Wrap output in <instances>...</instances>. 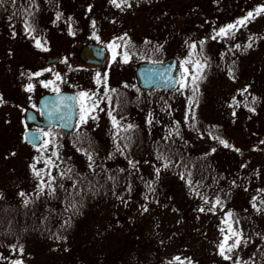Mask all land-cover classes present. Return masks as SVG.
<instances>
[{
	"label": "rangeland",
	"instance_id": "obj_1",
	"mask_svg": "<svg viewBox=\"0 0 264 264\" xmlns=\"http://www.w3.org/2000/svg\"><path fill=\"white\" fill-rule=\"evenodd\" d=\"M64 1L67 11L59 13V19L57 11L49 10L41 14L40 20H34L40 25L34 26L39 30L34 28L29 32L24 25H11V20L0 16V195L17 191L32 195L41 179L35 176L32 165L42 170L41 177L47 183L49 175L45 173L48 167L45 161L48 160L60 164L56 172L51 173L54 178L75 168H66V161L79 159L83 165L91 163L94 167L91 170L95 169L102 176L106 172H116L118 184L112 189L115 196L91 202L92 206L105 207L93 209L89 217L82 218L76 234L64 241L39 242L26 256V264H100L98 253L116 245L121 259L114 264H156L160 256L165 264L177 256L184 264L193 260L200 264H233L223 259L218 249L224 235L228 234L224 223L226 213L239 210L247 218L250 214L257 215L254 224L264 228V210L258 204V199L264 198V19L256 17L253 24L244 28L245 35L238 34L239 30V36L233 34L231 40L219 36L212 39V36L264 4V0H172L170 9L161 12L162 23H158L156 16L149 17L146 22L140 16L139 20L137 17L130 20L127 16L118 19L124 23V28H112V21H118L112 20L116 7L110 0ZM52 2L55 7L56 1ZM64 17L73 25L74 34L64 27ZM93 21L96 32L91 34L87 31ZM79 28L87 33L83 34ZM36 31L38 33L34 34ZM154 31L159 34L160 50L156 55H152L155 43L148 39L155 40ZM117 34H124L125 40H118L122 35L116 37ZM255 38L258 39L255 47H247ZM36 39L41 41L42 48L36 47ZM240 39L247 48L244 53L236 47ZM201 40L205 42L202 52ZM113 41L120 47L109 48ZM190 42L197 44L191 56L193 61L199 59L203 63L205 58L211 61L207 76L195 95L191 75H187L188 86H180L186 76L182 68L174 92L142 91L136 87L138 64L153 62V56L160 61L178 57L182 62L189 58ZM85 43H98L106 49L107 59L102 67L84 66L78 60V50ZM125 51L129 53L127 63L123 62ZM149 51L147 59L140 58ZM57 54L60 59L46 66L47 58ZM185 67L189 74H194L193 65ZM38 72L41 75L36 76ZM57 73L60 80L56 79ZM97 73L101 77L99 85L95 79ZM105 73L107 89H116L109 94L115 109L112 115L120 122L119 129L113 127L108 115L112 109L104 98ZM47 81H53V85L44 87L43 82ZM30 84L32 91H26ZM125 84L128 87H124ZM54 87L77 95L82 91L96 94L99 107L91 115L97 118H88L82 123L79 116L74 135L92 137L96 146L91 152L83 154L72 150L66 138L57 155H53L52 148L58 142L51 141L48 136H45V141H50L46 150L41 147L44 142L39 148H32L23 141L22 135L27 128L24 123L26 110H36L40 96L55 92ZM87 103L91 105L92 101ZM79 107L81 115V101ZM129 124L134 127L125 130ZM133 130H136V141L132 138ZM220 140L226 141L229 147ZM133 143L135 149H131ZM181 146L185 148L184 160L175 158L171 162L169 156L166 160L156 158L159 151L167 153L170 149L173 154L174 148ZM124 148L130 149L129 157H125ZM89 153L92 154L91 162ZM58 156L62 158L60 163ZM129 160L136 164L135 168L129 165ZM156 169H160L159 177ZM143 173L145 181L140 179ZM52 187L57 190L55 181ZM92 189L97 190V187ZM45 191L48 192L47 187ZM67 191L72 194L74 189ZM217 197L223 202L222 206L208 211ZM254 197L261 209L259 212L252 207ZM204 198L209 200L208 204L204 203ZM72 205L73 198L66 207L70 209ZM158 207L160 212L154 214ZM201 207L205 208L204 212L199 211ZM135 220L145 227L137 229ZM124 221L125 228L121 225ZM221 228L225 229L224 234ZM137 239L141 248L135 244L130 246L131 241L137 242ZM158 239L160 256L152 249ZM258 247L250 250V260L255 262L253 256ZM12 258L10 256L8 261L14 264L16 260Z\"/></svg>",
	"mask_w": 264,
	"mask_h": 264
},
{
	"label": "trees",
	"instance_id": "obj_2",
	"mask_svg": "<svg viewBox=\"0 0 264 264\" xmlns=\"http://www.w3.org/2000/svg\"><path fill=\"white\" fill-rule=\"evenodd\" d=\"M50 2L49 4L47 2ZM54 0H16L15 4H13L12 0H4V2L2 4H0V16L3 18H6L7 20H11L13 23H11V25L17 24L18 26L22 27L23 25L25 26V23H29L32 25L33 28L38 29L37 27H34L35 24L40 27V25H38V23H36L34 20H40L42 17L41 14H43V12L47 13L49 10L52 11H57V13H62L65 14V11H67L66 9V2L64 0H55L57 5L54 7L53 2ZM111 2V0H110ZM129 2L131 3V7H123V8H115L114 10L116 12L115 15H112V20L116 19V21H118V19H126L127 16L128 18H130V20L134 19L135 17L139 18L143 17L145 18V22L149 19V17L151 16H156V20L158 18V23L160 21V23H162L161 21V12L162 11H167V8L170 9L171 4H172V0H129ZM51 4V5H50ZM112 4V3H111ZM61 5L63 6L61 8ZM112 6H114L112 4ZM115 7V6H114ZM64 9V10H63ZM140 16V17H139ZM66 17L63 18V24L64 27L70 32L71 34H74V28L73 25L70 24V20L67 22L65 20ZM259 19H264V14L258 16ZM70 19V18H67ZM107 19V17H106ZM141 19V18H140ZM256 19L252 20L250 23L248 24H253L254 21ZM73 23V22H72ZM119 23V26H118ZM157 24V22H156ZM247 24V25H248ZM112 28H124V23L121 21L118 22H113L112 21ZM89 28L90 30H88L87 32H90L91 34H93L95 31L96 27H93V24H89ZM244 28L245 27H240L239 28V33L241 35H245L244 33ZM26 29V27H25ZM83 34L87 33L84 32V30L82 28H79ZM114 30L115 29H111ZM243 30V31H242ZM28 31V30H27ZM30 32V30H29ZM115 32H119V31H115ZM38 32L36 31L37 34ZM235 35H237V31L234 33ZM247 34V32H246ZM119 35H124V34H117L116 37H118ZM158 33L156 31L153 32V38L155 40L151 38H148L150 40H152L155 44L153 45V52L152 55H156L159 54V43L157 42L158 39ZM233 34H229L228 36H226V39H230L231 36ZM119 36V37H122ZM239 36V35H237ZM114 37V38H116ZM174 37V36H173ZM231 40V39H230ZM152 41L150 43H152ZM189 41V40H188ZM187 41V42H188ZM191 41V39H190ZM258 39H254L251 42V47L253 48L254 43H257ZM218 42L220 43L221 40H218ZM128 43V42H127ZM192 42L189 43V45ZM238 45H240L239 50L240 53H244L246 52L247 48L244 45V43L242 42V40H237L236 42ZM124 45H127L126 42H124ZM2 46V45H1ZM159 49V50H157ZM151 51L147 52L146 54H142V56L140 57L141 59H147L150 55ZM154 61L155 60H159V58L157 56H153ZM181 63V61H180ZM210 59H207V66L204 68L203 70V78H205L207 76L209 67H210ZM203 82V79L199 80L198 83V87L200 86V84ZM138 87V86H136ZM195 86L191 85V88L193 89ZM139 88V87H138ZM51 132V137L50 140L52 139H57L58 144L55 146V148H52V150L56 153L57 155V151L59 150V147H61V145H63V143H65V139L67 140V144L70 148H72V150H77L83 154L87 153V152H91L93 149V147H95V144H92L91 141V137L89 136H85V137H74L72 136V134H69L67 132L61 131V130H50ZM133 135L132 138L133 140H135L137 137L136 135V130H133ZM136 141V140H135ZM134 141V143H135ZM134 143L131 146V149H135V145ZM174 150H176L175 153H171L170 149L168 150L167 153H165L164 151H159V154L156 158H159L161 156L167 157L169 156V158L171 159V162H174V159L177 158L179 161L180 160H184L186 158L185 155V148L184 146L181 147H175ZM125 151V157H129L130 156V149L124 148ZM57 161L60 163L62 162V158L60 156L57 157ZM83 162L79 159L78 161H73V160H69L65 162L64 166L67 167H75L73 168L71 171H66V175H61L60 176H56L55 175V182L57 184V190H56V194H51L49 195L48 192L45 191V193L43 195H38L37 192H33V194H28L27 195V199L30 200V203L27 206H52L54 207L57 211H58V219L61 218H65V219H69L71 220L73 223V228L75 229V234L76 231L80 228V225L82 223V218L85 219L87 217H89V214H91V212L93 211V209H102L104 208L103 206H92L91 202L97 198H109L112 196H115L116 194H114V192L112 191L115 190V186L118 184V179H117V173L116 172H106L105 176H102L100 174H97L95 169L92 171L91 168L94 167H89V165L87 166V164L83 165ZM60 165L57 162H52L51 165H48L47 169H46V175H48L49 172L53 173V171L56 172L57 170V166ZM185 165H188V163H186ZM189 167V166H188ZM69 170V169H68ZM188 173L190 171V168H188ZM85 176V177H83ZM142 178V180L145 181L146 177L144 175V173L142 174V177H140V179ZM58 179V180H57ZM91 180V183L90 181ZM73 184H75V187H73ZM62 186V187H61ZM93 187H97V190L92 189ZM69 189H74L73 193L71 194V192H68L67 190ZM20 192H15L13 194H9L7 196H3L0 195V206H10V209L12 211H18L19 207L18 206H25L24 205V198L19 196ZM117 193V192H116ZM137 194H139V192H137ZM162 196V195H161ZM73 198V203L74 205H72L73 207L67 208L66 206L70 203V199ZM13 201H15L16 203H12ZM102 202V201H100ZM91 205V206H90ZM70 206V205H69ZM134 207V206H132ZM137 207V206H135ZM259 207V206H257ZM260 208V207H259ZM130 210V209H129ZM136 210V211H135ZM134 211L135 215H137V211L138 208H136ZM132 211V210H130ZM231 211V210H230ZM238 211V212H237ZM160 212V207L156 208L154 210V214ZM229 212V211H228ZM227 212V213H228ZM234 215L233 217L229 220L230 223H232V227L234 230L237 231H241L243 233V237L244 239L248 240L247 246H244L242 248H239L237 250L234 251V253H232L235 257L238 255L242 258V260H247L249 261V264H258L256 262H259V264H264V228L261 225H256L254 224V222H256V220L258 219L257 215L252 216L251 214L249 215V218L246 217L245 214L242 215V211L236 210V211H231ZM82 213V214H81ZM226 213V214H227ZM245 213V211H244ZM81 214V215H80ZM216 214V213H215ZM134 215V217H135ZM136 218V217H135ZM239 220V225L235 224L234 221L235 220ZM122 227L125 228L126 224L125 223H121ZM141 226V225H139ZM139 226L135 225V227L138 229ZM227 228V225H226ZM68 234H70L66 231V232H59V240H63L66 239L68 237ZM70 236V235H69ZM162 236H160L161 239ZM157 242H160V240H156V244L154 245L155 248H152L153 250L156 249V254L158 256H160L162 250L161 247L159 248V246H161L160 244L158 245ZM139 240L137 239V242L131 241L130 246L132 245H136L137 248H141V246L138 244ZM161 243V242H160ZM255 246H259L257 248V251H255V256H253L256 260V262L254 260H250V255L251 252L254 250ZM125 250V249H123ZM251 250V252H250ZM121 252V251H120ZM231 254V255H232ZM161 257V256H160ZM160 257L157 259V263L156 264H165L162 262V260H160ZM98 259L101 260L100 264H114L116 263L119 259H121L120 254L116 252V248L112 247V248H108L106 251H104V253L99 254L98 253ZM186 264H189V262H187ZM191 264H200V262L198 260L196 261H191Z\"/></svg>",
	"mask_w": 264,
	"mask_h": 264
},
{
	"label": "snow or ice",
	"instance_id": "obj_3",
	"mask_svg": "<svg viewBox=\"0 0 264 264\" xmlns=\"http://www.w3.org/2000/svg\"><path fill=\"white\" fill-rule=\"evenodd\" d=\"M3 2H4V0H0V4H2ZM12 2H13V4H15L16 0H12ZM111 3L117 8L131 7V3L129 2V0H111ZM262 14H264V4L259 5L253 11H249L246 14V16H244L241 19H238L235 23L228 24L227 26L220 28L219 31H217L212 36V39H216L218 36L219 37H226L229 34H234L236 31H239L240 27L247 26L248 23H250L256 17H258V16H260ZM59 18H60V14H57V19H59ZM94 26H95V21H93V27ZM25 27H26L27 30H30V31H34L35 30L32 27V25L27 23V22L25 23ZM70 34H71V31H70ZM95 38L97 40H99L98 36L95 37ZM117 39L118 40H125V37L122 36V37H118ZM145 43H148V42L146 41ZM204 43L205 42L203 40H201L199 42V46H200L201 52L203 51ZM35 45H36L37 48H42L43 47L42 44H41V41L39 39L35 40ZM108 47L114 49V48L120 47V45L117 44L115 41H113L112 43H110L108 45ZM236 47L239 48L240 45L237 44ZM247 47H251V43H249L247 45ZM189 48H190L189 58L185 59L184 61H182L181 65H180L181 68L184 70V73L186 74L185 80L181 82L180 86H181V88L187 87L188 86L187 75H191V84L195 86L193 88V94L195 95V92L198 90V83L197 82L199 80L203 79V70L207 66V59L205 58L203 63L199 59H196L195 61H193L191 59V56L195 53V50L197 48V44L196 43H191L189 45ZM44 50H46V49H44ZM157 50H159V49H157ZM115 58H116V53L113 52V60H115ZM128 59H129V53L127 51H125L123 53V62L127 63ZM188 64L193 65V73L194 74H189L188 73V69L185 67V65H188ZM35 75L39 76V75H41V73L38 72ZM56 79L57 80L61 79V77H60V75L58 73L56 74ZM95 79L97 81V84L99 85L100 80H101V77H100L99 73L96 74ZM170 83H172L174 85L175 81H170ZM104 84H105V88H106V90L104 92V98L107 100V102L109 104V107L112 109V110H110L108 112V115L111 118L113 127L119 129L120 128V122L116 119L115 116L112 115V111H114L115 109L112 107V103H111L112 97L109 94L110 92H112V93L116 92V89H110V90L107 89V73L104 74ZM51 85H53V81L43 82V86L46 87V88L50 87ZM124 87H128V85L125 84ZM26 91H32V85L31 84L28 85V87L26 88ZM53 91L59 93V88L58 87H54ZM78 96H79V98L81 100V115H80L81 122L82 123H86L88 118H91V119L95 120L97 117L96 116H92L91 113L93 111H95V109L97 107H99V102L95 99L96 94L95 93L90 94L88 92L82 91V92L78 93ZM63 99L64 100H71V99H74V98L73 97H63ZM253 99H255V98H253ZM87 101H92L91 105H89L87 103ZM0 102H2V97H0ZM101 110H103V109H101ZM249 110L253 111L254 109L250 108ZM57 111H59V109H57ZM192 118L195 119V115L194 114H193ZM58 119L63 120V116L58 117ZM186 121H187V117H186ZM65 126H68V125H65ZM133 127H134L133 125L129 124V125H127V129H125V130H130ZM44 135L48 136V137H51L52 134H51V132H45ZM116 135H119V132H117ZM171 135H172V133L170 132L169 136H171ZM114 139H115V137H114ZM165 139H168V137H165ZM49 143H50V141L46 140L41 147L46 150L48 148ZM220 143L223 144L225 147H229L228 143L226 141H224V140H220ZM262 143H264V142H262ZM118 150H119V148H118ZM235 150L239 151V149H235ZM213 151H215V149H213ZM53 155H56V153L53 152ZM159 158L165 159V160L167 159L166 157H163V156H161ZM88 159H89L90 162L92 161V154L91 153L88 154ZM37 162H39V161H37ZM45 163L48 164V165H51L52 161L48 160V161H45ZM129 165L131 167H133V168H135V166H136V164L133 161H131V160H129ZM164 166L168 167V164L165 163ZM89 167H91V163L89 164ZM32 168H33L35 176L41 178L40 179V183L37 185V193H38V195H43L45 193V188L46 187L48 189V194L49 195L54 194L56 189L54 187H52V185H53V183L55 181V178L51 176V172L48 173L49 180L46 183L44 181V179L41 177L42 170L36 169L35 165H32ZM68 171H71V169H69ZM121 171H123V169H121ZM159 172H160V169H156V176L157 177H159ZM73 187H75V184H73ZM148 187L151 190V184H149ZM27 195L28 194H26L24 192H20L19 193V196L24 198L23 202H24L25 206H27L30 203V200L27 199ZM255 200H256V198L254 197L253 198L252 207L257 212H259L261 209L259 207H257V205L255 203ZM204 203L208 204L209 200L207 198H204ZM222 204H223V202L221 201V199L219 197H217L215 199V202L212 203L211 207L208 208V211L212 212V211H214V209L218 205L222 206ZM261 204L264 205V200L261 201ZM144 210L147 211V207H145ZM199 211L200 212H204L205 208L201 207L199 209ZM233 215L234 214L231 211H229L226 214V218H225L224 223L227 225V233L228 234L224 235L223 240L218 245L219 255L221 257H223V259H225V260L233 261V264H249V261L242 260V258L240 256H238V255L235 257V260H233V256L231 255L232 253H234L235 250L239 249L241 247V245L247 246V243H248V240L244 239L243 233L241 231L234 230L233 227H232V223L229 222V220L233 217ZM234 223L239 225V220L238 219L235 220ZM220 231H221L222 234L225 233V229L224 228H221ZM229 240H232L231 244H229ZM19 251L21 253L23 252V246L20 247ZM174 262H175V264H184V261L179 256L174 257V261H170L169 264H174ZM14 264H21V262L20 261H15ZM189 264H191V261H189Z\"/></svg>",
	"mask_w": 264,
	"mask_h": 264
},
{
	"label": "flooded vegetation",
	"instance_id": "obj_4",
	"mask_svg": "<svg viewBox=\"0 0 264 264\" xmlns=\"http://www.w3.org/2000/svg\"><path fill=\"white\" fill-rule=\"evenodd\" d=\"M51 57L53 56H49L47 58L45 62L46 66L55 64L59 60L58 59L56 61L53 62L51 61L50 63H47L48 61H50ZM77 58L84 66L100 67L93 64H87L84 61H82L81 58L79 57V50L77 53ZM59 91H67V90H59ZM47 93L53 94L56 92H45L44 94ZM44 94H42L41 96H43ZM75 94L77 95V93ZM77 100H78V118H79L80 116L79 106L81 100L78 95H77ZM35 111L37 112L38 117L41 120L42 117L39 109V100L37 102V108ZM78 118H77V122H78ZM77 122L74 130L67 133L72 134V136L75 135ZM28 127H32L33 129H38V126H36L35 124L27 125V128ZM52 129L55 130L58 129L61 131L63 130L61 129L60 126H54ZM44 131L46 132L48 131V129H44ZM63 131L66 132L65 130ZM74 137L78 138V136H74ZM54 141L55 143L58 142L57 139H55ZM91 141L92 144H95L93 142L92 137H91ZM28 146L32 148H39V146L38 147L31 145ZM32 192H37V186ZM25 193H27V191ZM18 207H19L18 211H12L10 209V206H0V249H1L0 264H11V260L8 261V259H10V256H13L12 259H15L16 261H20L21 264H26L28 258L26 256L33 252L32 249H35V247L39 245V242L49 243V242H53V240H59L60 231L61 232L67 231L68 233L70 231V234H68V237L66 239H69V237L72 234H75L73 223H71L72 221L69 219H65L64 217L58 219V211L52 206H18ZM123 223L127 224L125 221ZM135 225L137 226L141 225V227H145V224H140L139 222H137V220L135 221ZM147 237L148 235L145 236V238ZM64 240L65 239H63L62 241ZM21 246H23L22 253L19 251ZM117 246L118 245H116L115 248H117ZM120 251H122V249H120Z\"/></svg>",
	"mask_w": 264,
	"mask_h": 264
},
{
	"label": "water",
	"instance_id": "obj_5",
	"mask_svg": "<svg viewBox=\"0 0 264 264\" xmlns=\"http://www.w3.org/2000/svg\"><path fill=\"white\" fill-rule=\"evenodd\" d=\"M79 56L87 64L101 66L106 60V50L99 44L86 43L80 48ZM59 57V55L53 56L47 63L56 61ZM179 77V62L175 57L161 63H140L136 68L137 83L146 90H174L179 83ZM170 81H175V84L173 85ZM63 97H73L74 99L64 100ZM39 109L42 119L38 118L35 111L29 109L25 114L26 123L36 124L41 129L52 128L56 125L66 131L74 129L78 118L77 97L75 94L70 92L46 94L39 100ZM60 116H63V120L58 119ZM23 138L30 145L38 146L43 140V133L40 129H27L23 134ZM262 200L264 198L259 200L260 204ZM262 206L264 208V205Z\"/></svg>",
	"mask_w": 264,
	"mask_h": 264
}]
</instances>
